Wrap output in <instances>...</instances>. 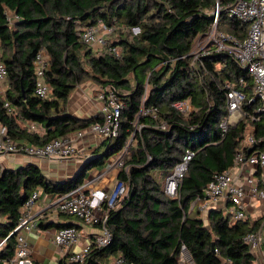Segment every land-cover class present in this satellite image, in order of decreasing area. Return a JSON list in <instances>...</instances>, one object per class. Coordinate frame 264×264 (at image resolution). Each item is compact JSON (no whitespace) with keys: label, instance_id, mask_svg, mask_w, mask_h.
Listing matches in <instances>:
<instances>
[{"label":"trees","instance_id":"obj_1","mask_svg":"<svg viewBox=\"0 0 264 264\" xmlns=\"http://www.w3.org/2000/svg\"><path fill=\"white\" fill-rule=\"evenodd\" d=\"M232 1L0 0V42L8 71V88L0 95V123L13 139L42 145L102 120L100 114L80 118L68 112L69 98L82 83L112 86L124 104L119 135L106 138L72 179L49 180L34 163L15 169L0 163V264L15 256L18 234H10L37 188L56 194L81 186L88 172L118 155L135 131L123 157L125 167L118 174L129 188L128 196L115 207L102 205L112 240L100 247L93 239L84 262L70 264H109L119 256L133 264H182L183 245L191 264H255L245 237L263 226L264 216L231 223L222 210L213 209L206 224L199 207H192L207 199L205 189L215 174L234 165L249 131L264 135V111H257L261 102L251 99L253 75L212 45L200 59L191 55L196 39L214 24L217 3L225 6ZM10 14L16 17L13 21ZM99 21L114 29L109 35L114 40L108 37L107 44L96 49L81 40V33L83 27ZM133 27L140 32L134 34ZM218 29L243 39L249 23L221 10ZM111 47L118 48L120 55H114ZM41 50L49 55L45 81L52 92L48 97L35 94V61ZM229 83L244 91L246 99L243 117L223 131ZM186 98L194 108L188 115L173 106ZM142 107H156L158 117L143 116L138 121ZM136 120L142 125L140 131ZM28 122L40 124L44 134L30 130ZM162 124L167 128L162 129ZM188 148L195 155L179 196L173 198L165 193L164 182ZM259 148L261 144L252 151L245 148V156ZM51 225L72 224L46 226Z\"/></svg>","mask_w":264,"mask_h":264},{"label":"built area","instance_id":"obj_2","mask_svg":"<svg viewBox=\"0 0 264 264\" xmlns=\"http://www.w3.org/2000/svg\"><path fill=\"white\" fill-rule=\"evenodd\" d=\"M221 10L226 12L231 17H236L244 22L249 23L247 36L243 39L234 34H229L218 29V19ZM215 21L212 27L203 35H201L202 44L204 46L197 53L192 51L194 60L200 59L201 56L208 54L214 47L217 52H224L234 58V60L244 69H247L254 77L255 88L252 101L258 99L261 106L258 112L264 111V0H233L225 6H220L217 3L214 12ZM9 17L12 21L16 18L13 14ZM113 28L106 25L103 21L82 28L81 40L91 46L99 48L107 44L109 35L113 32ZM132 32L138 34L139 27H133ZM199 38V37H198ZM110 51L116 55H120V50L116 47H111ZM49 55L46 50H41L35 61V76L36 86L35 94L40 97H48L51 95V88L45 81V71L48 65ZM7 66L3 60V50L0 42V95H5L7 85ZM243 84V80L240 81ZM228 92V109L229 114L224 119L220 126L223 131H226L230 125H236L243 117L242 105L246 99V94L241 89L235 88L232 84H227ZM99 97L103 102L100 110L102 120L91 124L89 127L76 130L74 133L60 136L52 139L50 142L42 145H36L26 142H19L13 139L6 125H0V155L12 154H27L33 156L46 157L51 159L58 158L59 160L69 159L76 153V143L79 139L85 137L86 134L92 133L103 138H115L119 135L121 126V116L124 104L118 91L112 87L101 86L99 89ZM148 93V86L144 99ZM5 106L10 112H13L9 103ZM175 109L182 114L188 115L193 111V105L190 98L182 99L173 104ZM158 109L156 107H142L137 116L158 117ZM134 122L136 130L140 131L142 125ZM32 129L37 130L39 124L31 123ZM162 129H166V124H162ZM136 132V131H135ZM135 132L127 141V145L115 158V165L122 170L125 167L123 157L128 152V146L134 138ZM259 144L262 148L256 149L249 156H245L244 149L250 151L256 148ZM195 152L188 148L183 154L181 160L175 165L171 174L164 182L165 193L173 198L179 196V187L188 170L190 161L194 157ZM235 165L247 164L261 173V181L264 184V135L257 137L254 133H248L242 142L240 151L238 152ZM102 173L96 172L89 177L81 186L71 190L68 193H56L53 196V204L56 210L60 213L73 215L82 219L86 224L100 226V232L94 237V242L97 246H107L112 240V232L106 225V215L102 211V205L107 202L109 207H115L120 200L128 196L129 188L124 180L116 179L114 187L109 193L102 190H96L94 183L99 181ZM247 183L250 184L249 189L244 185L238 184L234 180L232 168L215 174L214 179L207 185L205 194L210 201H217L221 198H228L230 204L225 212L230 217L231 223L244 221L246 218V198L255 197L264 203V189L260 188V183L252 176L247 178ZM40 188H37L22 207V215L12 230L11 234H18V244L15 251V256L7 260L6 264H35L32 260V251L29 243L22 234V230L32 231L38 227V222L33 216L32 209L39 199ZM264 226V224H263ZM263 226L245 237V241L250 247V250L257 255L264 251ZM81 235L79 230L74 226L58 228L55 233V243L59 246L72 247L80 242ZM91 250V245H87L82 250L71 253L66 264L73 262H84ZM188 249L185 245L182 246L180 253V262L185 260ZM189 253V252H188ZM191 257V256H190ZM109 264H133L128 263L122 256L116 257Z\"/></svg>","mask_w":264,"mask_h":264},{"label":"crops","instance_id":"obj_3","mask_svg":"<svg viewBox=\"0 0 264 264\" xmlns=\"http://www.w3.org/2000/svg\"><path fill=\"white\" fill-rule=\"evenodd\" d=\"M100 87L101 85L94 82L79 84L69 98L68 112L80 118H90L99 114L103 105V102L99 97ZM25 125L32 131H36L41 135L44 134V128L40 124L37 130L31 128L32 124L30 122ZM74 132H71L70 134ZM105 139L106 138L92 133L86 134L84 138L77 141L76 153L66 160H59L58 158L51 159L27 154H12L0 155V163L3 167L14 169L25 166L29 163H34L40 167L49 180L58 182L65 181L72 179L80 172L82 167H84L86 162L93 157L95 150L101 146ZM116 157L117 155L111 156L104 167L99 169L93 168L88 172L87 179L96 172L102 173L101 179L94 183V188L96 190H102L109 193L114 187L115 181L120 172V169L115 165ZM230 168L233 170L236 183L242 184L249 189L250 184H248L246 180L252 176L260 183V188L264 189L260 171H256L247 164H234ZM39 192V199L32 209L33 216L38 222V227L31 232L25 230H22L21 232L30 245L32 260L35 264L66 263L71 253L78 252L87 245H91V241L100 232V226L88 225L76 216L58 212L53 204V196L55 194L45 193L41 188ZM229 204L230 201L228 198H221L217 201L205 199L200 201V203L194 202L192 207H195V205L199 207V210L202 212L201 218L203 220L205 219V223L208 224V214L211 210H222L225 213ZM263 216L264 203L258 198L247 197L245 220L255 221ZM49 223L74 225L80 232V242L70 248L57 245L54 240L58 227L56 225L47 227L46 225ZM42 225H45L46 227H43ZM262 253L255 255V264H264V251ZM6 263L7 261H4L2 264Z\"/></svg>","mask_w":264,"mask_h":264},{"label":"rangeland","instance_id":"obj_4","mask_svg":"<svg viewBox=\"0 0 264 264\" xmlns=\"http://www.w3.org/2000/svg\"><path fill=\"white\" fill-rule=\"evenodd\" d=\"M109 40H114V36H109ZM202 39L201 37L199 36V38L196 39L195 41V44H194V49H193V52L194 53H197L201 50V48L204 46V44H202ZM100 46H97L95 47L96 49H99ZM252 132L251 130L249 131V133ZM123 161H124V158H123ZM125 162V161H124ZM201 217H202V214H201ZM205 220V219H204ZM206 221V220H205ZM263 254V253H262ZM263 257V255H262ZM264 261V260H263ZM192 261H191V257H190V254L187 252L186 253V256H185V260L182 261V264H191Z\"/></svg>","mask_w":264,"mask_h":264},{"label":"water","instance_id":"obj_5","mask_svg":"<svg viewBox=\"0 0 264 264\" xmlns=\"http://www.w3.org/2000/svg\"><path fill=\"white\" fill-rule=\"evenodd\" d=\"M263 228H264V226H263ZM263 247H264V239H263Z\"/></svg>","mask_w":264,"mask_h":264}]
</instances>
